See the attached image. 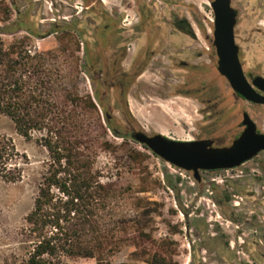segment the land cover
<instances>
[{"label": "rangeland", "instance_id": "374dc122", "mask_svg": "<svg viewBox=\"0 0 264 264\" xmlns=\"http://www.w3.org/2000/svg\"><path fill=\"white\" fill-rule=\"evenodd\" d=\"M138 1L145 0H108V8L112 15L121 21L120 26L124 20V24L131 26L138 19L136 7ZM147 1L155 9L154 23L151 27L154 32L152 36L156 37L154 48L159 50L166 32L169 33L170 9L158 4L156 0ZM178 1L179 4L174 7L178 15L188 18L195 15L204 26H209L208 18L211 17V12L206 5L208 0ZM13 2L0 0V9L8 6L13 12L10 22H20L22 26L40 33L49 31L54 24L60 26L68 24L67 28L58 30L48 38L34 37L32 40L42 50L58 49L62 45H68L66 58L68 71L71 73L70 86L82 96L91 94L92 85L82 63L83 43L88 42L93 47L94 28L99 22L104 21L98 0H90V3H95V9L85 10L83 13L79 12L88 4L84 6L81 0H13ZM23 35L27 34L23 32L18 37ZM3 38L6 43L14 40L12 36H3ZM167 41L168 45L161 53H165L166 56L156 57L134 89L135 97L139 98L140 93L145 97V101L136 103L135 109L144 114L160 103H166L173 108L186 121V124H176L173 130L167 132V135L174 139L187 138L188 128L196 120H202L205 124L215 122L218 126L233 128L232 134L235 133L234 126L238 122L237 112L240 107L234 104L225 81L216 73L214 52L210 50L209 42L204 35H201L200 40L193 41L172 34ZM79 42L80 49H77ZM190 50L202 52L197 62L201 64L200 66L208 64L209 67L193 72L177 70L175 63L170 62V54H176L178 60L187 59ZM248 58L247 60L252 63L256 61L255 54H252V59L250 55ZM185 82L193 89L206 88L209 91V98L214 103H218V107H212L213 110L208 112L210 119H204L197 114L198 109L201 110L202 107L196 106L192 101L162 100L172 93L171 86ZM164 108L159 111L155 121L166 123V119L168 120L170 116V127H172L178 117L172 110ZM214 111L218 114L215 115ZM257 116L261 117L260 120L264 124V114L257 112ZM92 133L99 137L100 142L110 143L108 149L97 150V166L103 170L106 182L113 181L118 186L120 199L115 207L116 214L120 219L125 218L128 221V235L131 239L119 253L110 258L112 264H153L156 260L160 264H209L213 258L218 259L214 252H218V255L223 252V245L231 238L229 231L232 232L235 228L229 223L226 232L225 229L216 228L218 241L215 250L212 249V253L204 250L206 241L198 239L194 228L207 230L209 228L206 225L207 219L215 220L217 209L213 207L211 198L223 200L225 203L223 209L229 215L233 212L231 207L234 201L239 200L232 195L240 196L255 190L264 192V155L238 171L208 174L205 176V185L199 186L191 183L187 175L185 179L179 177L170 165L135 142L117 138L112 133L108 136L101 135L96 128H93ZM0 137L12 140L17 151L24 156L21 159L24 169L22 179L16 183L0 180V264H19L28 257L31 250L30 243L23 236L25 218L33 209L39 183L47 169L49 155L36 139L27 140L19 135L14 123L1 114ZM224 139L226 141L227 138ZM132 152H139L143 159L135 161ZM251 170L259 172H251ZM242 175L245 177H240ZM212 179H217L219 182V194L210 193L212 190L208 185ZM250 201L253 202V199ZM253 206L254 204L247 203L246 206L243 205L246 209L243 211L249 213L254 210ZM185 213L191 214L190 219ZM236 215L237 218L243 217L239 213ZM219 221L226 226L224 220L219 219ZM190 228L193 230L192 233L189 232ZM141 231L143 235H140ZM259 233L264 240V228ZM69 263L98 264L96 259L82 258L69 260Z\"/></svg>", "mask_w": 264, "mask_h": 264}, {"label": "trees", "instance_id": "16d2710c", "mask_svg": "<svg viewBox=\"0 0 264 264\" xmlns=\"http://www.w3.org/2000/svg\"><path fill=\"white\" fill-rule=\"evenodd\" d=\"M12 15L8 6L0 9V114L49 155L33 209L25 218L23 236L31 250L19 264H70L78 258L112 264L110 258L131 239L128 221L116 214L118 186L106 182L97 166V150L108 149L110 143L100 142L92 130L127 141L126 137L103 117L96 96L72 90L68 45L39 49L32 38L46 37L10 22ZM23 32L27 35L18 37ZM3 36L14 40L6 43ZM23 157L12 140L0 137V180L20 181ZM132 157L143 159L139 152H132Z\"/></svg>", "mask_w": 264, "mask_h": 264}, {"label": "flooded vegetation", "instance_id": "af4514ba", "mask_svg": "<svg viewBox=\"0 0 264 264\" xmlns=\"http://www.w3.org/2000/svg\"><path fill=\"white\" fill-rule=\"evenodd\" d=\"M81 1L84 6L85 4L88 5L79 13L95 9V3H90V0ZM156 2L170 9L171 15L168 21V25L170 26L169 33L166 32L160 45L162 48L160 47L159 50H155L153 44L156 41V37L153 38L154 36H152L154 32L151 26L154 23L155 9L149 1H138L136 6L138 19L134 24L131 26L126 25L124 24V20L120 26L121 21L113 16L108 8V0L107 3L106 0H98L99 5L102 7L101 15L104 21L99 22L94 28L93 39L95 43L93 47L88 42L83 43L82 63L83 69L87 71L92 85L91 94L97 97L103 117L108 119L116 132L121 136H125L127 141L135 142L140 146L144 145L147 148H144L145 150L152 152L160 159L162 158L147 145L141 144L136 140L137 134H144L150 138L159 135L170 141L180 143L204 142L208 145L209 149H224L232 147L234 142L246 131L248 127L245 123L247 117L248 121L254 125L256 134L264 136V124L260 120L261 117L257 116V112L264 114V103L251 101L235 91L229 79L219 71L220 59L215 45L216 13L213 6L216 0H208L206 3L211 12V17L208 18L209 26L207 27L195 15L191 18L178 15L174 8L179 4L178 0H156ZM12 3H14L13 0ZM229 4L235 14L234 40L238 48V58L244 76L252 90L259 97L264 98V90L255 84V81L258 79L264 80V0H229ZM67 27L68 24L63 26L54 24L45 33L35 32L33 29H30L38 36L48 38L57 33L58 30ZM172 34L193 41L200 40L201 35H204L209 42L210 50L214 52L215 57L214 69L218 76L225 81V85L230 92L229 96L232 98L234 104L240 107L237 112L238 122L234 126L236 127L235 133L232 134L233 128L218 126L215 122L205 124L202 120H196L189 128L187 124V138L174 139L169 137L167 132L173 130L176 124H186V121L173 108L166 103H160L153 110H147V113L144 114L140 110L135 109L136 103L145 101V97L140 95L141 93L139 94V98L135 97L133 95L134 89L137 88V84L148 72L156 57L166 56L165 53H161L165 51L164 48L168 45L167 39ZM79 45H81L80 42ZM190 52L187 59L180 60H178L176 54H170V62L175 63L174 66L177 70L189 72L209 67L208 64L200 66L201 64L197 62L201 58L202 52H192L191 50ZM252 54L256 56V61L253 63L247 60L249 59V55L250 58L252 57ZM171 92L168 97L162 100L184 99L192 101L196 106L202 107L201 110L198 109L197 114L204 117V119H210L208 112L213 110L212 107H218V103H214L209 98V91L204 87L193 89L187 82L183 84L175 83L174 86H171ZM164 107L172 110L178 117L174 125L169 128H162L159 127L158 123H154L159 111L164 110ZM214 113L215 115L218 114L216 111ZM224 137L227 138L226 141ZM261 155H264V150L259 151L250 160L233 168L199 169V178L196 177L194 170L179 168L164 159L162 160L170 165L182 179L188 176L192 181L191 183L204 186L206 175L238 171L247 164L257 160ZM254 171L259 172L258 170H251V172ZM241 173L243 174L244 172L242 171ZM240 177L245 176L242 175ZM218 185L217 179L211 180L208 185L209 189L212 190L210 192L211 195L215 193L219 194ZM261 195L262 197H260ZM232 197L239 200L234 201L231 207L233 212L229 215L223 209V205L225 204L223 200L211 198L214 203L213 207L217 209L216 218L215 220L213 218L207 219L206 225L209 226L207 230L204 228H200L199 230L194 228L196 231L195 235L198 236L200 241H206L204 250L212 253V249L215 250V244L218 241L216 228L225 229L226 232V229H229L227 226L229 223L235 227L232 232L229 231L231 238L223 245V252L220 255H218V252H214V255L218 259L213 258L209 264H264V240L259 233L264 228V192L255 190V192H249V194L232 195ZM252 199L253 202L250 201ZM242 203L244 206L247 203L254 204L252 208L254 210L249 213L248 211L246 212ZM243 209L245 210L243 211ZM184 211L187 212L185 209ZM236 213L242 214L243 217L237 218ZM185 214L190 219L191 214ZM219 219L224 220L227 223L226 226ZM189 232H193L192 228H190ZM203 261L205 260L203 259Z\"/></svg>", "mask_w": 264, "mask_h": 264}, {"label": "water", "instance_id": "95a60500", "mask_svg": "<svg viewBox=\"0 0 264 264\" xmlns=\"http://www.w3.org/2000/svg\"><path fill=\"white\" fill-rule=\"evenodd\" d=\"M216 13L215 45L219 55V71L226 76L232 87L247 99L264 103L248 84L238 58V48L234 40L235 14L229 0H216L213 4ZM255 84L264 90V80ZM248 125L243 135L233 146L224 149H209L204 142L180 143L162 136L147 137L137 134L136 140L147 145L154 153L167 162L186 170H194L198 177L199 169L233 168L253 158L264 150V136L256 134L254 125L246 117Z\"/></svg>", "mask_w": 264, "mask_h": 264}, {"label": "bare ground", "instance_id": "6f19581e", "mask_svg": "<svg viewBox=\"0 0 264 264\" xmlns=\"http://www.w3.org/2000/svg\"><path fill=\"white\" fill-rule=\"evenodd\" d=\"M167 118V117H166ZM154 123H158L159 124V127H162V128H169L170 127V123H171V120H170V116L168 117V120L166 119V123L165 122H161V121H155ZM165 130V129H164Z\"/></svg>", "mask_w": 264, "mask_h": 264}]
</instances>
